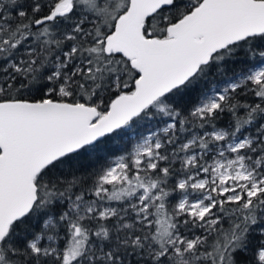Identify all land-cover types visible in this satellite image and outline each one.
I'll use <instances>...</instances> for the list:
<instances>
[{
    "label": "snow or ice",
    "instance_id": "1",
    "mask_svg": "<svg viewBox=\"0 0 264 264\" xmlns=\"http://www.w3.org/2000/svg\"><path fill=\"white\" fill-rule=\"evenodd\" d=\"M0 264H264V0H0Z\"/></svg>",
    "mask_w": 264,
    "mask_h": 264
}]
</instances>
